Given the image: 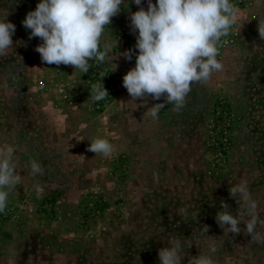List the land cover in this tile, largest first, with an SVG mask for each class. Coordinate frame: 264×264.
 Returning <instances> with one entry per match:
<instances>
[{
  "label": "rangeland",
  "instance_id": "obj_1",
  "mask_svg": "<svg viewBox=\"0 0 264 264\" xmlns=\"http://www.w3.org/2000/svg\"><path fill=\"white\" fill-rule=\"evenodd\" d=\"M39 2L0 0V21L16 26L0 56V149L14 148L20 174L0 213V264H160L172 236L186 241L182 264L213 242L215 264H264V244L246 225L224 233L215 220L221 201L238 214L229 188L244 180L264 233V0H230L235 22L216 45L222 69L194 82L181 110L166 103L157 119L147 109L163 97L133 101L123 86L138 54L130 13L140 6L125 0L105 28L100 49L111 57L113 93L97 108L84 73L35 51L43 41L29 39L22 21ZM129 49L131 60L122 55ZM96 138L113 145L111 157L88 151ZM31 160L42 174H31Z\"/></svg>",
  "mask_w": 264,
  "mask_h": 264
},
{
  "label": "clouds",
  "instance_id": "obj_2",
  "mask_svg": "<svg viewBox=\"0 0 264 264\" xmlns=\"http://www.w3.org/2000/svg\"><path fill=\"white\" fill-rule=\"evenodd\" d=\"M133 2L140 6L138 11L130 13V29L138 32L135 44L138 54L135 67L123 77V86L133 101L149 96L153 100L163 97L164 103L153 104L147 109V114L157 119L166 103L181 110L191 85L207 82L214 72L222 69L216 59V45L221 37L228 35L237 9L230 0H156L155 4L147 0V10L142 0ZM121 5L128 7L125 0H40L22 23L30 30L29 39L35 37L43 41L35 48L43 62L70 65L86 74L92 67L90 61L99 65L111 59L107 50H100V41L112 18L120 13ZM15 28L8 20L0 21V56L7 55L12 48ZM259 35L264 39V31L259 29ZM122 55L131 60L133 50H126ZM100 76L103 81L106 75L101 72ZM108 96L103 82L91 84L88 99L93 103ZM14 151L10 145L0 149V213L7 208L8 190L20 183V174L12 162ZM88 151L109 158L114 147L109 140L96 138ZM30 171L33 176L43 173L36 160L30 161ZM229 192L239 205L238 214L234 216L228 210L229 205L221 201L224 210L215 216L219 227L224 233L239 234L243 223L251 241L264 244V233L256 231L258 205L251 197L247 181L241 180L230 187ZM177 215L183 219L184 209H178ZM204 231L208 232L207 226ZM185 244L186 241L175 236L169 237L168 246L158 250L160 264H182ZM215 251L213 242L207 253L193 257L189 264H215L212 257Z\"/></svg>",
  "mask_w": 264,
  "mask_h": 264
},
{
  "label": "built area",
  "instance_id": "obj_3",
  "mask_svg": "<svg viewBox=\"0 0 264 264\" xmlns=\"http://www.w3.org/2000/svg\"><path fill=\"white\" fill-rule=\"evenodd\" d=\"M101 50V49H100ZM90 64H92V67L89 69L88 73L85 74V87H86V92L89 97L90 95V89H91V84L100 82L104 84V87L108 90L109 96L103 100L99 101L96 103H92L95 105V107L99 108L107 103H109L112 93H113V80H112V72L110 71L108 65L106 62L97 65L94 61H90ZM103 72L105 73V77L103 78V81L101 79L100 73ZM91 100V99H90ZM225 143L228 142L227 137H224Z\"/></svg>",
  "mask_w": 264,
  "mask_h": 264
},
{
  "label": "crops",
  "instance_id": "obj_4",
  "mask_svg": "<svg viewBox=\"0 0 264 264\" xmlns=\"http://www.w3.org/2000/svg\"><path fill=\"white\" fill-rule=\"evenodd\" d=\"M52 120H54L53 119V117H51V118H48L47 119V122H46V124L43 126V128H44V130H45V137H46V140L48 141V142H50L51 141V139H49V137H50V135L51 134H48V132H52ZM53 136V135H52ZM52 136L50 137V138H52ZM61 138V137H60ZM53 144H55L54 142H52ZM62 144V143H61ZM60 144V145H61Z\"/></svg>",
  "mask_w": 264,
  "mask_h": 264
}]
</instances>
